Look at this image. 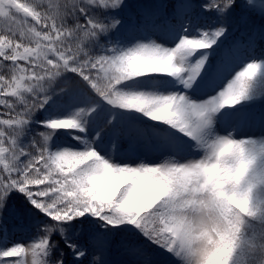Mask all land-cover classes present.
Returning a JSON list of instances; mask_svg holds the SVG:
<instances>
[{
  "label": "snow or ice",
  "instance_id": "obj_1",
  "mask_svg": "<svg viewBox=\"0 0 264 264\" xmlns=\"http://www.w3.org/2000/svg\"><path fill=\"white\" fill-rule=\"evenodd\" d=\"M262 45L264 0H0V264H264Z\"/></svg>",
  "mask_w": 264,
  "mask_h": 264
},
{
  "label": "rangeland",
  "instance_id": "obj_2",
  "mask_svg": "<svg viewBox=\"0 0 264 264\" xmlns=\"http://www.w3.org/2000/svg\"><path fill=\"white\" fill-rule=\"evenodd\" d=\"M247 62H251V61L248 59H245L242 63L236 64L234 67V70L228 75L227 79H231L232 76H234L235 71L241 70V68L243 66H245ZM227 79L224 81L225 84L227 83ZM217 90H219V89H217ZM253 109L257 113H259L261 110H264V107L262 104L256 103L253 105ZM155 123H158V122H155ZM165 127H167V126H165ZM233 134L237 139H251V140L256 141L258 145L264 144V127H261L258 124L251 126V127L243 128V129L239 130L238 132H234ZM105 144L108 145L109 148H111L110 143H105ZM125 162L131 163L132 161H125ZM138 162H139L138 160L135 161V163H138ZM148 162H153V163L159 162V158L152 157ZM260 162H261V159L258 162V167H264V163H260ZM260 186H261V188H260ZM262 187H264V185L263 186L259 185L256 189V198H257V201L260 203V205L264 204V197L262 195V193H264V192L262 190ZM29 237L30 236H26L25 238H22L21 236H19V237H17V242H24L27 244L28 242H30ZM99 255H100L99 253H96L97 257H99ZM123 258L124 257H122V256H118V258H115V260H120Z\"/></svg>",
  "mask_w": 264,
  "mask_h": 264
},
{
  "label": "trees",
  "instance_id": "obj_3",
  "mask_svg": "<svg viewBox=\"0 0 264 264\" xmlns=\"http://www.w3.org/2000/svg\"><path fill=\"white\" fill-rule=\"evenodd\" d=\"M23 2V0H22ZM130 3H146L149 2V0H129ZM239 36V33L234 34L233 36L229 37V41H226V43H230L232 39H235ZM244 55L248 56L247 59H252V58H263L264 57V45L262 46H258L255 53L249 55L247 53H245ZM259 80L264 82V73L261 74V76L259 77ZM259 103H263L264 104V100L258 101ZM151 123H155V122H151ZM110 137H105V143H109L110 142ZM69 143H72L71 140L68 141ZM123 146H126L125 142L121 141L120 142ZM260 163H264V159H261ZM263 186V185H262ZM261 188V186H260ZM262 190L264 192V187H262ZM263 197H264V193H262ZM261 207H264V204L261 205ZM15 223V221H9V229H11L12 224ZM21 236L22 238H25L26 236H31L30 232H16L15 234H12L11 231H9L8 233H5L3 230H0V246H4L5 242L7 241L8 246H11L13 242H17V237ZM118 256H122V255H118L116 253H113L111 257V259H115L118 258ZM123 257V256H122Z\"/></svg>",
  "mask_w": 264,
  "mask_h": 264
}]
</instances>
